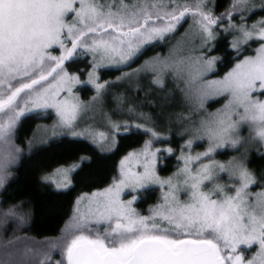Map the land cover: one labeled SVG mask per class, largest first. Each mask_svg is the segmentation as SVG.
<instances>
[{
	"label": "snow or ice",
	"instance_id": "6c2138e0",
	"mask_svg": "<svg viewBox=\"0 0 264 264\" xmlns=\"http://www.w3.org/2000/svg\"><path fill=\"white\" fill-rule=\"evenodd\" d=\"M119 2L120 7L113 12L111 5H99L95 0H0V113H11L7 125L0 124V139L9 135L29 102L36 108H56L60 126L73 127L81 105L55 97L65 88L70 93L71 85L81 82L63 66L77 48L93 54L99 51L102 58L118 55L120 61L126 62V58L139 51L140 45L164 39L187 17L193 18L205 34L207 44L214 38L213 26L224 15L231 16L236 11L253 13L257 9L255 0H232L229 12L215 17L208 8L209 0H194L192 5H181L179 0H136L130 6L124 0ZM169 5L174 7L168 10ZM102 7L109 10H98ZM259 7L264 10V0ZM70 13L74 15L68 19ZM154 18L161 23H155ZM245 19L241 17L239 26L229 24L230 29L242 34V39L234 42L233 47L256 40L260 42L256 54L237 63L223 81L210 82L219 83L222 91L230 93L232 99L228 106L242 107L244 111L238 113L239 121L221 120L218 129L207 127L215 143L203 153L206 157L225 142L236 145L239 141L232 138L233 133L241 123L249 121L256 126V138L264 143V101L253 99V93L264 94V19L250 27L243 22ZM109 28L115 34L107 33ZM99 30L107 33V39L93 38L89 44L85 37ZM54 46L62 50L60 55L52 54L50 49ZM95 60L94 55L90 78L100 66ZM214 60H205L209 68ZM46 61L54 62L55 66L46 65ZM53 73H57L54 82L42 83ZM103 87L96 84L97 92ZM22 93L25 108H19L17 103ZM152 135L157 133L153 131ZM149 147L150 141L145 145V157L149 155ZM217 170L228 171V168L223 164H204L193 174L186 167L182 170L185 173L182 188L174 185L171 178L162 180L157 176L153 162L146 161L140 173L122 171L121 177L114 179L103 192L78 200L77 205L86 199L88 208L84 212L79 206L75 208L71 238L62 243L50 242L51 249L61 251V259L56 264H256L255 258H246V250L254 245L258 246V256L264 261V192L256 194L253 201L248 199L252 195L250 186L259 183L254 172L241 161L232 171L239 180L238 187L232 186L229 191L228 185L216 182L210 190H204L205 181L216 180ZM63 171L67 176L69 170ZM70 183L69 180L63 186ZM152 184H167L169 191L163 196V203L149 210V216L141 215L132 207L135 196L127 201L121 199L126 188L134 192ZM181 191L187 195L184 201L179 198ZM6 215L15 213L10 211ZM49 261L45 253L41 264Z\"/></svg>",
	"mask_w": 264,
	"mask_h": 264
},
{
	"label": "rangeland",
	"instance_id": "374dc122",
	"mask_svg": "<svg viewBox=\"0 0 264 264\" xmlns=\"http://www.w3.org/2000/svg\"><path fill=\"white\" fill-rule=\"evenodd\" d=\"M95 2L99 5H111V11L113 12H116L120 7L119 0H95ZM135 2L136 0H124V4L129 6ZM255 2L257 8H260L259 5L261 0H255ZM172 7H169L168 10H171ZM98 10L106 12L109 9L108 7H102ZM238 12L241 13L243 17H247L248 12L237 11L235 13ZM233 14L234 13H232V15ZM73 15V13H70L68 19ZM260 19L262 18H258L256 21ZM255 22L245 23V25L250 27ZM159 23L161 22L158 21L157 24ZM185 23L186 25L184 24V28L178 35H165L166 37H164V39H160V41L162 40L165 43L164 51L156 52L151 56L145 57L133 67H125L121 70L120 75L109 80L101 76V69L126 65L128 61L148 43L140 45L139 51H135L130 59L126 58V62L120 61L118 55H116L115 58L110 56H103L102 58L101 52L99 51L93 54L84 49L77 48L76 53H74L72 57L79 60L84 59L86 63L85 67L80 70L81 73L78 71L70 72L69 69L65 67L64 69L69 75L77 76L81 82L73 83L70 93L65 88V90L60 91L59 95L55 97L56 100L62 101L67 99L70 103H79L81 105L77 120L74 122L72 128L60 126V117L56 108H36L35 105L29 102L27 109L31 110L26 109L24 114L34 111L47 112V110H49L52 111L53 118L49 122H40L34 128L32 136L27 139L25 146L39 145L52 138L67 135L70 137L85 138L99 150L109 151L114 148L119 133L126 132L129 129L137 131L140 129V132L151 129V131H149L150 135H146L142 145L133 148L120 158L114 179L118 180L121 177L122 171L131 173L143 172V166L146 161H148L154 163L156 175L162 180L171 178L174 185L182 188L184 187L183 180L185 179V173L182 170L186 167L195 174L204 164H223L228 168V171L217 170L218 176L216 180L214 182L205 181L204 190H210L214 187V183L216 182L221 185H228L229 191L232 190V186L238 187L239 180L232 175L235 164L241 161L246 163L250 151L254 149L259 148L260 151L264 152V143L256 138V126L249 121L247 123H241L238 131L233 133L232 138L238 139L239 141L236 145H232L231 142L228 141L221 147H215L214 151H212L209 156H203V153H205L210 146H214L215 143L210 138L207 127L211 126L212 128L218 129L221 127L219 124L221 120L225 121V123L239 121L240 115H238V113L243 114L244 111L242 107H235V105L228 106L229 101L232 99L230 93L222 91V85L219 83L210 84V82L223 81L225 76L233 70L237 63L246 57L254 56L256 51L237 60L234 65L221 76L208 77V74L214 70L215 66L213 63L211 68H209L205 60L214 57L206 55V53L212 48V40H214L217 34L213 30L214 38L208 40L207 44H205V34L200 32L193 18L187 17ZM233 25L239 26L240 24L233 23ZM77 26L83 27V25L79 24ZM229 30L232 31L230 43L233 47L234 42H238L242 39V34L238 30L230 28ZM107 33L115 34L111 28L107 29ZM107 33L103 32V30H99L98 33H89L85 39L91 44L93 38L99 39L103 37L107 39ZM152 41H154V39ZM243 44L245 43H239L238 47L233 48H239ZM54 47L58 48L59 53L62 52L58 46ZM67 47H71L70 42L67 43ZM258 47L259 44L256 49ZM204 48L207 49L204 51ZM124 50L127 51L126 48ZM51 52L52 54L55 53L54 51ZM94 55L96 58L95 62L100 66L95 69L94 76L90 78L89 73L93 72ZM86 56H89L88 60ZM46 65L51 67L55 66L54 62L47 63V61ZM56 75L57 73H53L52 76L48 77L47 82L42 83L46 85L49 82H54V77H56ZM90 80H95V83L90 82ZM155 81H160V83H156ZM96 84H103L104 87L97 92ZM83 86L92 90L86 97H83L81 94ZM219 97L222 98L219 106L210 107L209 103H212L211 101ZM253 99L264 101V94L259 92L253 93ZM21 100H18L17 103L23 105L20 108H25V102ZM8 115H11V113ZM5 118H8V116L5 117V115H3L0 117V124H6ZM117 125L119 127H116ZM160 125L170 126V128L174 127L179 129V132L185 134V138L181 142L180 147L181 166L179 170L168 174V176H160L158 171L159 164L161 163L160 153L163 152L164 148H167L164 144L161 143V145H158L155 144V142L158 138L161 140L169 138L167 132L161 131L160 128L157 127ZM15 127L16 125L13 126L8 136L0 139V192L4 185L10 180L11 174L9 166L17 162L18 154L15 152L16 148L18 149L19 147L14 145ZM153 131L157 133L156 136L152 135ZM101 133H103V137ZM149 141L150 147L147 149L149 155L145 157L143 153L145 151V145ZM225 147L235 150L234 153L225 160L214 159L213 154L215 151ZM152 153H155V155L152 156ZM198 155L200 159H196ZM122 161L124 162L123 165L121 163ZM230 162L232 163L230 164ZM75 166L76 165L73 163L59 166L50 171L46 177L49 178L48 181H50L55 188L65 189L68 186L65 187L63 185L67 184L70 180L71 172L74 170ZM64 169L69 170L67 176L63 171ZM57 170L61 171L58 172ZM112 183L113 181L102 189L81 194L76 198L70 217L64 224L60 234L54 239L56 242L62 243L71 238L69 232L75 224V208L79 206L81 212L87 210L88 201L85 199L77 205L78 200L85 195L91 197L93 193H101L110 187ZM58 185L61 186L58 187ZM148 187L158 188V190L161 191L159 194V198L161 199L165 193L169 191L167 184H152ZM141 189L143 188H137L136 191L133 192L131 189L126 188L121 194V199L127 201L135 196L136 199L132 207L141 215L149 216V210L154 207L150 203L147 204L145 209H137V205L140 202L137 200V198H140L137 192ZM250 192L252 195L249 196L248 199L253 201L256 194L264 192V187L256 191L255 189L250 190ZM179 198L181 201H184L187 199V195L185 192L181 191L179 192ZM97 199H99V197H97ZM9 211L10 207H1L0 200V225L7 217L9 218V215H6ZM157 219L159 220V218ZM164 226H167L166 222H164ZM101 228H103V225ZM11 241L12 240H10V242ZM28 241L29 239L27 238V243ZM24 242L25 238L19 243L25 244ZM10 244L12 243L8 245ZM48 244V239L38 241L37 249L49 251ZM4 249L13 253V258H3L0 264H18L26 259V255L21 256L25 252L23 249L17 250L14 247L9 248L8 246L4 247ZM258 251V246L254 245L252 258L256 259V264H264V261L258 256ZM47 254L50 257V253ZM53 261L54 259H52V262Z\"/></svg>",
	"mask_w": 264,
	"mask_h": 264
},
{
	"label": "trees",
	"instance_id": "16d2710c",
	"mask_svg": "<svg viewBox=\"0 0 264 264\" xmlns=\"http://www.w3.org/2000/svg\"><path fill=\"white\" fill-rule=\"evenodd\" d=\"M179 3L192 5L194 0H179ZM172 6L174 5H169V7ZM208 8L212 9L215 17H221L222 14L229 12L231 0H209ZM241 17L242 14L239 12H234L231 16L224 15L223 19L213 26V30L217 35L212 40V48L207 51L206 55L215 58V67L208 74V77L221 76L237 60L245 55L252 54L258 46L259 41L256 40H249L239 48L231 46L232 31L229 30V24H240ZM258 18L264 19V10L260 8H257L253 13H248L243 22L252 23ZM157 22L155 21V23ZM185 22L182 21L175 32L166 35H178L184 28V24L186 25ZM164 50V41H160L158 38L154 39V41L143 46L126 65L101 69V76L106 80L115 78L120 75L121 70L125 67H133L145 57ZM50 51H54L53 55L57 56L61 53L58 52L57 47H53ZM86 58L88 60L89 56H86ZM85 64L84 59L79 60L72 57L66 60L63 66L68 68L70 72H80ZM13 84L15 85L16 82L13 81ZM6 88L7 85L4 86V89ZM90 92L92 90L88 87H82L81 94L83 97H86ZM18 100L25 102L23 93ZM221 101L222 98L219 97L211 101L212 103H209V106L217 107ZM21 106L23 105L19 104V108ZM8 114L0 113V117L3 115L7 117ZM52 118V111H34L20 116L15 123L14 145L19 147L16 148L15 152L18 154L17 162L9 166L10 180L0 192L1 207H10V211H14L15 215H9V218L7 217L0 225V261L3 258H13V253L4 249L8 246L9 248L14 247L17 250L23 249L25 251L21 256L26 255V259L18 264H41L45 259V253H50L49 264H56V261L61 259V251L59 248L51 249L50 242H56L54 239L60 234L64 224L70 217L76 198L81 194L102 189L109 185L116 176L117 164L120 158L133 148L142 145L146 135H150L147 130L140 132V129L138 131L129 129L117 135L116 144L109 151L99 150L85 138L67 135L52 138L39 145L25 146L27 139L32 136L34 128L40 122H49ZM5 122V125H7L8 118H5ZM157 127L161 131L167 132L169 136V138L162 140L158 138L155 142L158 145L162 143L167 148H164L162 154L160 153L161 163L158 171L160 176H168V174L179 170L181 166L180 147L185 134L174 127L170 128V126L164 125ZM259 150L257 148L250 151L246 161V166L254 172L259 182L251 185L250 190L264 187V156H262L264 152ZM234 151L229 147H225L216 150L213 156L214 159L225 160ZM70 163L76 166L71 172V183L67 188H55L48 179H45L53 169ZM160 192L158 188L154 187L141 189L137 192V195L140 196L139 199L137 198L140 201L137 209H145L149 203L152 206L163 203V199L159 198ZM24 238L25 244H20L19 242L23 241ZM27 238L29 239L28 243ZM45 239H48L49 251L37 249L38 241ZM10 240L12 241L10 242ZM9 243L12 244L8 245ZM253 253V248L247 249L246 258L252 259ZM52 259H54L53 262Z\"/></svg>",
	"mask_w": 264,
	"mask_h": 264
},
{
	"label": "flooded vegetation",
	"instance_id": "af4514ba",
	"mask_svg": "<svg viewBox=\"0 0 264 264\" xmlns=\"http://www.w3.org/2000/svg\"><path fill=\"white\" fill-rule=\"evenodd\" d=\"M259 151H260V150H259ZM260 152H261V151H260ZM256 190H258V188H257V189H255V191H256ZM138 199H139V198H138ZM138 199H137V200H138Z\"/></svg>",
	"mask_w": 264,
	"mask_h": 264
}]
</instances>
